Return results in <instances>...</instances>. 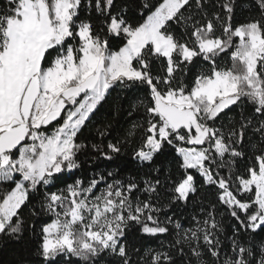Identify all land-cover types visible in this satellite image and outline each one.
Instances as JSON below:
<instances>
[{
	"label": "snow or ice",
	"instance_id": "6c2138e0",
	"mask_svg": "<svg viewBox=\"0 0 264 264\" xmlns=\"http://www.w3.org/2000/svg\"><path fill=\"white\" fill-rule=\"evenodd\" d=\"M130 7L0 3V264H264V0L239 23L236 0ZM136 226L167 250L134 259Z\"/></svg>",
	"mask_w": 264,
	"mask_h": 264
},
{
	"label": "trees",
	"instance_id": "16d2710c",
	"mask_svg": "<svg viewBox=\"0 0 264 264\" xmlns=\"http://www.w3.org/2000/svg\"><path fill=\"white\" fill-rule=\"evenodd\" d=\"M3 0H0V3H2ZM153 3L156 2V0H152ZM125 3H130L131 7L128 12V17L131 19L132 22H136L140 20V15L139 11L136 7V5H140L143 3V0H116V8L119 9L121 5ZM237 7L234 11V19L233 23H239L242 21H245L247 19L252 18L253 16L258 15V10L254 9L252 7L253 5V0H236ZM134 102V96L133 94H127V99L125 100L123 104V108L125 110V114L119 118L120 119V125L121 128H128L131 126L132 123H135V120L138 118L136 116V113H133V117H128L127 116V111L129 110L130 103ZM138 111L142 112V109H138ZM240 111L239 109H236V111H233L229 113V119H235L236 118V112ZM228 120L225 121V124L227 125ZM119 134V132L117 133ZM93 136L95 135L94 133L92 134ZM139 137L137 136V141ZM96 142H99L98 138ZM135 144H130L129 145V153L131 152V148L134 147ZM169 155L166 157L161 158L160 161H157L158 166H162L163 168L170 169L173 177L175 178L178 173L176 171V154L175 150L172 148H169L168 150ZM118 164L121 166V175L119 178L124 179V178H130V177H135L139 179L141 173H137L136 167L133 163H131V156L126 155L121 159V161H118ZM107 167L108 171H111V167H108L106 165V162L101 163V167L99 171H103ZM241 168H243V163H241ZM87 175L90 177L92 175V170H89ZM77 176H80V173H77ZM212 197L209 196V200H211ZM165 211L169 214L172 215L174 210L171 209H165ZM221 213H223V209L219 210ZM199 212V207L198 206H187L186 208H181L177 212V217L179 218V214L183 213L184 218L187 219V217L196 214ZM218 218L224 219L225 222V232L230 235L231 233V228L230 225L234 223V221H230L227 219L226 214L223 216H218ZM44 220L51 222V217L45 216ZM43 222V221H41ZM39 224H37V229H39ZM139 226H136L131 229L129 235H128V243H129V248L132 250V254L134 259H139L143 256V254L148 250V249H155V250H160V251H165L168 248V244L170 240L164 236L161 235L159 237H148L145 234H142L138 230ZM262 237H264V234H260L259 236H255L254 238L259 241ZM21 246L15 245V244H10L8 247H0V261H6L11 258H13L14 255L18 254L19 249ZM139 251V255H137V251Z\"/></svg>",
	"mask_w": 264,
	"mask_h": 264
}]
</instances>
